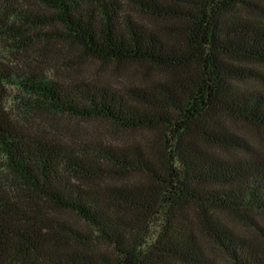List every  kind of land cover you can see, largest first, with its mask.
Segmentation results:
<instances>
[{
    "label": "trees",
    "instance_id": "16d2710c",
    "mask_svg": "<svg viewBox=\"0 0 264 264\" xmlns=\"http://www.w3.org/2000/svg\"><path fill=\"white\" fill-rule=\"evenodd\" d=\"M261 1L0 0L11 53L147 69L116 86L0 58V264H264V232L225 217L264 214L243 129L264 133Z\"/></svg>",
    "mask_w": 264,
    "mask_h": 264
},
{
    "label": "rangeland",
    "instance_id": "374dc122",
    "mask_svg": "<svg viewBox=\"0 0 264 264\" xmlns=\"http://www.w3.org/2000/svg\"><path fill=\"white\" fill-rule=\"evenodd\" d=\"M26 3L37 6L36 0H24ZM261 5L264 8V0L261 1ZM0 58L5 62L11 65V67L19 68H28V67H39V68H49L53 65H58L60 69L67 75V77H62L63 79H86V80H94L99 82H107L112 83L116 86H121V83H126L130 80L134 79L133 75L138 74L140 71L143 73L147 72V69L142 67L133 66V65H120V67L114 63L111 64H104L98 60H94L92 58L83 57V59L77 62V66H70L68 68L64 63H68V60H63L48 50L47 54H42L41 52L39 55L30 54H14L8 51L3 47L2 42H0ZM76 60L75 58H73ZM63 76V75H62ZM15 91V89H13ZM48 114V113H47ZM46 115V114H45ZM47 115L50 118V122L58 123L59 125H68L71 130H79L82 132H99L106 136L111 137L113 141L124 139L128 137L131 133L122 131L120 129H115L111 125L107 124L104 121L99 120H75L71 119L70 117L59 116L56 117L55 115ZM246 135L251 137L252 141L255 144H258L260 147L264 145V133L251 129L249 127H243ZM226 219L232 223L240 232L243 234H248L254 236L253 238L257 240H261L259 237L261 232H264V214L261 213H253L254 221L259 225L260 229L257 228L256 225H247L250 224L249 222L242 220L240 217L232 214H226ZM219 261L221 264H231L229 259L224 255L219 254Z\"/></svg>",
    "mask_w": 264,
    "mask_h": 264
}]
</instances>
